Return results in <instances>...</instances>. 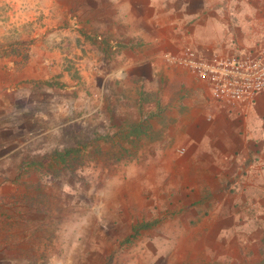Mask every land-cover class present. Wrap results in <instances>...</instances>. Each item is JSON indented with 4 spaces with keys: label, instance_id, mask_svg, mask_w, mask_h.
Returning a JSON list of instances; mask_svg holds the SVG:
<instances>
[{
    "label": "crops",
    "instance_id": "1",
    "mask_svg": "<svg viewBox=\"0 0 264 264\" xmlns=\"http://www.w3.org/2000/svg\"><path fill=\"white\" fill-rule=\"evenodd\" d=\"M261 43L264 0H0V264L47 261L56 168L95 176L99 207L188 209L156 234L197 264H264V92L216 100L171 59Z\"/></svg>",
    "mask_w": 264,
    "mask_h": 264
},
{
    "label": "rangeland",
    "instance_id": "2",
    "mask_svg": "<svg viewBox=\"0 0 264 264\" xmlns=\"http://www.w3.org/2000/svg\"><path fill=\"white\" fill-rule=\"evenodd\" d=\"M20 38L21 45L25 44ZM36 145L38 148L43 146L42 142ZM73 161L75 163L77 160H68L72 167ZM82 161L85 167L94 160L89 155ZM81 172L75 174L70 170L63 172L56 168L36 176L39 186L45 184L44 190L52 189L51 215L46 218V225L52 235L49 245L44 249L45 254H42L47 259L45 264L198 263L200 253L197 257L195 254L201 250H197L194 244L196 239H168L160 238L156 234L163 230L187 229L182 221H172L175 217L176 220L181 218L179 214L186 213L188 209L178 211L164 201V206L151 209L154 215L147 221L146 208L109 207L106 204L103 207L96 206V195H93L91 190L93 186L97 189L98 180L91 173ZM68 183L70 185H67ZM128 185L130 186L129 182ZM37 196H40V200H45L42 194ZM121 197H126L124 191ZM81 199L83 205L77 203V200ZM96 208L100 211L99 219L92 216ZM80 210L84 212L82 216L79 214ZM64 212L66 215H63ZM142 214L144 216H141ZM189 229H193L192 222ZM79 230H82L81 233ZM75 234L77 238L74 237Z\"/></svg>",
    "mask_w": 264,
    "mask_h": 264
},
{
    "label": "built area",
    "instance_id": "3",
    "mask_svg": "<svg viewBox=\"0 0 264 264\" xmlns=\"http://www.w3.org/2000/svg\"><path fill=\"white\" fill-rule=\"evenodd\" d=\"M171 59L208 81L216 100L229 103L254 101L264 92V44L230 57H207L187 48Z\"/></svg>",
    "mask_w": 264,
    "mask_h": 264
}]
</instances>
